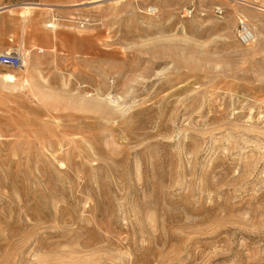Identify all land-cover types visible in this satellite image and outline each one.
Segmentation results:
<instances>
[{
  "label": "rangeland",
  "instance_id": "374dc122",
  "mask_svg": "<svg viewBox=\"0 0 264 264\" xmlns=\"http://www.w3.org/2000/svg\"><path fill=\"white\" fill-rule=\"evenodd\" d=\"M44 2L0 15V264H264V0Z\"/></svg>",
  "mask_w": 264,
  "mask_h": 264
},
{
  "label": "built area",
  "instance_id": "2783aa9c",
  "mask_svg": "<svg viewBox=\"0 0 264 264\" xmlns=\"http://www.w3.org/2000/svg\"><path fill=\"white\" fill-rule=\"evenodd\" d=\"M3 1V0H0ZM41 0H20L18 6H36L39 7ZM1 8V7H0ZM186 12L185 10H183ZM148 13L153 15L156 13V9L150 7ZM188 14V12H186ZM184 13V14H186ZM213 14L216 17L222 15V9L220 7L214 8ZM85 23H79L80 28H83ZM236 40L239 45L247 47L250 46L254 40V33L252 30L242 21L239 22L236 33ZM0 66L8 68L10 70H18L22 66V57L20 54L10 51L0 52Z\"/></svg>",
  "mask_w": 264,
  "mask_h": 264
},
{
  "label": "bare ground",
  "instance_id": "6f19581e",
  "mask_svg": "<svg viewBox=\"0 0 264 264\" xmlns=\"http://www.w3.org/2000/svg\"><path fill=\"white\" fill-rule=\"evenodd\" d=\"M260 6V5H258ZM51 7L49 5H47V3H42L40 4L39 7L36 6H15V7H11V6H4L0 8V15L4 14L6 15V17H12L14 12L18 11V16L22 19V20H26L28 17L31 16V13L33 11H37V10H46V11H50ZM263 8V7H262ZM262 12H264L263 10H261ZM6 22V21H5ZM46 28L49 29H53L54 25L53 24H46L45 25ZM23 67V65L21 66ZM2 81L6 84H16L17 83V78L12 75V74H4L1 76Z\"/></svg>",
  "mask_w": 264,
  "mask_h": 264
}]
</instances>
